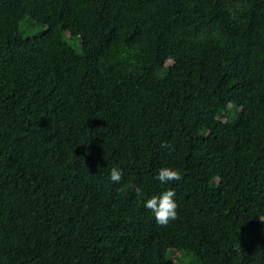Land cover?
Returning <instances> with one entry per match:
<instances>
[{
	"label": "trees",
	"instance_id": "16d2710c",
	"mask_svg": "<svg viewBox=\"0 0 264 264\" xmlns=\"http://www.w3.org/2000/svg\"><path fill=\"white\" fill-rule=\"evenodd\" d=\"M0 264H264V0H0Z\"/></svg>",
	"mask_w": 264,
	"mask_h": 264
},
{
	"label": "clouds",
	"instance_id": "9594fccd",
	"mask_svg": "<svg viewBox=\"0 0 264 264\" xmlns=\"http://www.w3.org/2000/svg\"><path fill=\"white\" fill-rule=\"evenodd\" d=\"M161 147L168 148L167 143L162 144ZM122 178V169L113 167L110 171V179L114 183H119ZM155 179L162 184H168L169 182L179 181L182 179L181 172L171 167L160 168L155 176ZM136 194H141L139 187L135 188ZM176 193L174 190H166L158 196H153L148 199L144 207L154 215V218L162 227H166L170 221H174L178 218L177 203L174 200Z\"/></svg>",
	"mask_w": 264,
	"mask_h": 264
},
{
	"label": "rangeland",
	"instance_id": "374dc122",
	"mask_svg": "<svg viewBox=\"0 0 264 264\" xmlns=\"http://www.w3.org/2000/svg\"><path fill=\"white\" fill-rule=\"evenodd\" d=\"M75 42L78 43V42H77V39H74V40L72 41L73 44H74ZM169 243H170V244H174V245H175V244H178L177 242H175L174 240H172V238H170Z\"/></svg>",
	"mask_w": 264,
	"mask_h": 264
}]
</instances>
